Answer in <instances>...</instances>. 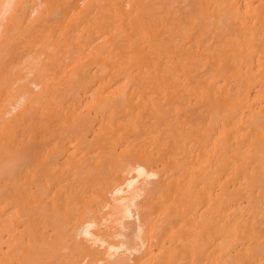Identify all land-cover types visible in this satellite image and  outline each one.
Instances as JSON below:
<instances>
[{
  "label": "bare ground",
  "instance_id": "6f19581e",
  "mask_svg": "<svg viewBox=\"0 0 264 264\" xmlns=\"http://www.w3.org/2000/svg\"><path fill=\"white\" fill-rule=\"evenodd\" d=\"M0 264H264V0H0Z\"/></svg>",
  "mask_w": 264,
  "mask_h": 264
}]
</instances>
